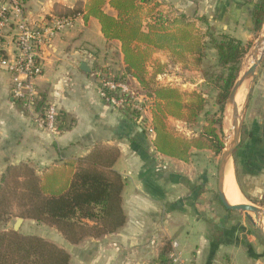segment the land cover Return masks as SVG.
Returning a JSON list of instances; mask_svg holds the SVG:
<instances>
[{
    "label": "crops",
    "instance_id": "crops-1",
    "mask_svg": "<svg viewBox=\"0 0 264 264\" xmlns=\"http://www.w3.org/2000/svg\"><path fill=\"white\" fill-rule=\"evenodd\" d=\"M24 2L29 18L36 20L80 10L85 0ZM256 2L147 0L142 9L170 19L177 14L190 19L204 15L207 26L243 41L244 31L252 28ZM103 9L114 13L108 4ZM166 13L176 15L171 18ZM6 41L7 51H12L9 37ZM40 56L44 67L37 88L42 106H57L61 128L50 133L34 125L10 97L9 74L0 68V174L7 164L21 160L31 161L40 171L66 157L83 156L98 144L118 148L113 168L124 181L125 223L119 230L77 244L67 242L56 229L53 237H45L70 254L68 264H149L171 240L178 242L180 256L188 264H225L227 254L231 257L236 250L245 254V264H264V251L244 227V214L217 204L213 163L201 159L209 150L193 149L188 162L161 155L152 145L151 111L134 116L100 100L94 72L101 69L117 75L125 66L120 42L105 39L96 18L85 21L75 14L74 25L57 33ZM81 62L89 71L79 68ZM186 253L193 261L183 258Z\"/></svg>",
    "mask_w": 264,
    "mask_h": 264
},
{
    "label": "trees",
    "instance_id": "trees-1",
    "mask_svg": "<svg viewBox=\"0 0 264 264\" xmlns=\"http://www.w3.org/2000/svg\"><path fill=\"white\" fill-rule=\"evenodd\" d=\"M146 2L85 0L83 8L68 14H80L85 21L96 18L104 38L120 42L125 66L121 75L136 78L151 97L152 145L159 154L184 162L189 161L193 149L220 154L224 146L220 117L207 116L197 135L192 137L176 135L165 124L168 117L183 120L188 126L195 124L205 109L204 95L197 91L185 94L176 87L157 84L155 78L161 73L162 65L148 75L145 64L155 50H166L180 62L192 58L191 65L198 69L206 46L212 48L216 62L211 71H203V79L214 91L213 103L221 113L247 48L240 39L208 27L204 15L189 19L179 14L168 19L158 14L144 24L141 11ZM106 4L113 14L104 11ZM263 16L264 0H259L251 11L253 31L261 28ZM195 20L206 26L203 33ZM42 103L41 98L37 109L42 108ZM130 113L139 115L137 111ZM60 128L58 116L57 130ZM118 153L116 146L94 144L87 154L66 157L62 164H49L40 171L28 161L7 164L0 174V264H68L70 261V254L64 248L39 234L5 229L3 223L10 215L12 204L19 209V216L53 225L71 244L119 230L125 223V214L121 198L124 181L113 168ZM236 161L234 155L235 164ZM235 177L240 191L247 197L237 164ZM169 252L170 242H166L149 264H167Z\"/></svg>",
    "mask_w": 264,
    "mask_h": 264
},
{
    "label": "rangeland",
    "instance_id": "rangeland-1",
    "mask_svg": "<svg viewBox=\"0 0 264 264\" xmlns=\"http://www.w3.org/2000/svg\"><path fill=\"white\" fill-rule=\"evenodd\" d=\"M141 14L144 24L148 23L152 15H154L155 17L158 16V14L163 15V13H159L156 10L148 11L147 9H142ZM166 14L171 18L176 15L175 13ZM177 16H179V14H177ZM188 18H191L190 15L188 16ZM195 23L199 31L203 33L206 29V26L196 20ZM213 30L217 31L215 29ZM263 31V27H261L257 31H253L251 28L248 32L244 31L242 38L243 43L247 48V52L241 60L238 74H241L244 70H246V62L251 59L249 51L256 43L257 38L263 33ZM185 60H187L186 63L184 61L180 62L178 60H175L169 51L155 50L152 53L150 59L145 64L148 75L152 71H154V69H156L158 65H162L161 73H159L155 78L157 84L176 87L185 94L192 91H197L203 94L206 98V104L204 105L205 109L204 111H202L195 124H193L192 126H188L182 120H174L173 118L168 117L165 120L166 127L176 135L183 137H192L197 135L201 125L204 124L205 118L207 116L220 117L222 120V140L223 142H225L228 136L226 132L227 130L225 129L224 125L225 107H223V110L220 113L218 106L214 105L213 103L214 91L206 86V83L203 79V71L205 69L211 71V67L216 62L215 52L212 48L206 46L202 62L198 69H194L191 65L192 58L188 57ZM118 72H120V69ZM119 74L120 73H117V75ZM245 85L248 88V83H246ZM143 93L145 94V98L147 99L146 101H150L152 103L151 97L148 96L147 92L143 90ZM145 114L142 113V115ZM240 137V145L235 150L234 155L237 160V167L240 170V174H242L244 180V190L247 194V197L242 194L237 185L235 177V163L234 169L231 167L230 172L232 173L237 188L243 197V201L247 200L251 203H254L257 206H260V210L264 211V56L262 57L258 67L256 68V76L251 82V89L242 120ZM204 153L205 154L203 156L201 155V159L203 158V161L205 160L204 162H210L211 160L214 166V175L212 178L214 194L216 196V177L220 154L214 155L211 151H206ZM21 161H28L31 165H33V163L29 160ZM60 164L62 163H56L55 165ZM216 201L218 205H222L219 199L216 198ZM239 214L243 215L242 212H240ZM18 217H21L19 216V209L15 204H12L10 207V215L5 218L6 221L3 223V227L5 229H12L13 223ZM21 218L22 221L18 227V230L15 232H19L20 234H41L42 236H44V238L48 236L53 237L55 233V227L53 225L38 222L30 218ZM244 227L248 230L250 235L255 238V243L261 246L262 250L264 251V239L254 228V226L247 220L244 224ZM178 249H180L179 245ZM227 255L228 257L225 258V264H245L246 256L242 253L241 250L232 252L231 257L230 254ZM184 257L188 258L190 261H193L191 253L183 254V258Z\"/></svg>",
    "mask_w": 264,
    "mask_h": 264
},
{
    "label": "built area",
    "instance_id": "built-area-1",
    "mask_svg": "<svg viewBox=\"0 0 264 264\" xmlns=\"http://www.w3.org/2000/svg\"><path fill=\"white\" fill-rule=\"evenodd\" d=\"M75 15L49 14L31 20L26 13L24 0L0 1V68L9 74V95L22 112L30 115L31 122L42 130L57 133L59 109L46 103L37 109L40 99L37 80L43 73L44 63L40 51L47 47L54 36L74 25ZM9 37L13 50L7 51ZM100 100L112 109L150 111L152 103L146 101L143 89L136 78L113 75L101 69L94 72ZM152 127V126H151ZM167 264H188L181 256L178 242L170 241Z\"/></svg>",
    "mask_w": 264,
    "mask_h": 264
},
{
    "label": "water",
    "instance_id": "water-1",
    "mask_svg": "<svg viewBox=\"0 0 264 264\" xmlns=\"http://www.w3.org/2000/svg\"><path fill=\"white\" fill-rule=\"evenodd\" d=\"M261 27L264 28V16L262 19ZM262 44L261 51L259 52L258 56V45ZM249 55L252 57L253 62L251 65L243 71L241 74L237 75L236 80L234 81L228 97L225 101V109L226 107L231 104L234 107V120L232 123V128L227 136L226 141L224 142V146L220 152V158L217 168V177H216V194L217 198L219 199L222 206L231 211H238L242 212L247 220L254 226V228L258 231V233L264 239V226L262 222V215L260 213V206H257L254 203H251L247 200L239 202V203H231L225 195L224 189V179H225V172L227 166L230 164L231 167L234 169V152L237 149L240 143V134H241V125L242 120L244 117V112L248 103V98L251 89V82L256 76V68L258 67L262 57L264 56V31L263 33L257 38L256 43L252 46L249 51ZM79 68L82 71H89L86 64L81 62ZM244 83H248V91L246 93V97L241 105L240 110H238L236 106V96ZM58 163H61L58 162ZM22 221L21 217L16 218L15 222L13 223L12 230L17 231L18 227Z\"/></svg>",
    "mask_w": 264,
    "mask_h": 264
},
{
    "label": "bare ground",
    "instance_id": "bare-ground-1",
    "mask_svg": "<svg viewBox=\"0 0 264 264\" xmlns=\"http://www.w3.org/2000/svg\"><path fill=\"white\" fill-rule=\"evenodd\" d=\"M261 48H262V44L258 45V56H259V52L261 51ZM252 61H253V59L251 57V59L248 62H246L247 68L251 65ZM245 84L246 83H244L242 85V87L240 88V90L236 96V106H237L238 110H240L241 104L244 101V99L246 97V93L248 91V88ZM248 87H249V84H248ZM234 116H235L234 115V107L231 104H229L226 107L225 114H224V120H225L224 125H225V129L227 130V131L225 130L227 132V135L229 134V132L232 128ZM230 170H231V165L229 164L226 168L225 179H224L225 195H226V198L231 203H239V202L243 201V197L237 188L234 177H233L232 173L230 172ZM260 213L262 215V222H263V226H264V211L260 210Z\"/></svg>",
    "mask_w": 264,
    "mask_h": 264
}]
</instances>
